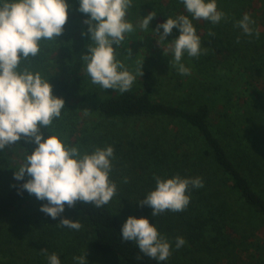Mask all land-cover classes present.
Segmentation results:
<instances>
[{
    "label": "trees",
    "instance_id": "16d2710c",
    "mask_svg": "<svg viewBox=\"0 0 264 264\" xmlns=\"http://www.w3.org/2000/svg\"><path fill=\"white\" fill-rule=\"evenodd\" d=\"M66 2L68 20L62 35L41 40L39 53L22 59V71L46 74L50 80L47 67L52 66L56 52L74 48L83 53L92 44L84 22L88 16L78 11L79 0ZM216 3L217 10L225 13L218 24L193 19L181 0H132L125 19L134 30L125 36L137 40L148 33L153 41L147 46L154 48L142 67L141 90H117L99 97L92 105L98 123L89 121L75 141L80 155L113 147L109 179L117 186L116 195L102 207L82 202L72 208L65 205L54 220L40 211L47 201L23 189L27 176L12 179L9 188L0 192V264H49L52 253L61 264H78L73 258L84 254L87 264H264L257 234L264 231V0ZM150 13L155 15L149 27L142 29L140 23ZM245 14L255 21L249 25L252 35L236 26ZM179 15L189 17L201 40L200 55L185 53L180 61L190 69L189 75L177 71L171 53L163 54L162 41L154 31L158 24ZM179 34L173 28L163 43ZM113 47L116 59L122 51L130 52L122 42ZM168 63L166 76L159 69ZM55 77L50 81L53 95L63 98L61 114H67L57 119L59 128L70 131L74 124L68 121L69 115L76 108L69 102L72 89ZM163 82L183 93L173 94L174 99L152 97ZM40 132L44 138H60L59 129L54 131L51 125ZM63 143L74 147L67 140ZM35 147L22 137L11 145V152L20 153L25 163ZM177 175L203 182L199 188L189 185L190 203L184 211L153 217L149 206L139 205L155 190L157 177ZM129 216L147 218L170 242L167 260L147 257L134 241L122 240L121 228ZM61 218L78 220L82 227L78 231L62 227ZM177 237L186 241L179 249ZM259 249L261 253L255 255ZM254 256L260 260L251 261Z\"/></svg>",
    "mask_w": 264,
    "mask_h": 264
},
{
    "label": "clouds",
    "instance_id": "9594fccd",
    "mask_svg": "<svg viewBox=\"0 0 264 264\" xmlns=\"http://www.w3.org/2000/svg\"><path fill=\"white\" fill-rule=\"evenodd\" d=\"M181 2L195 20L218 24L225 18V13L217 10L216 0ZM131 3L132 0H79L78 11L88 16L84 22L89 26L92 40L88 53L81 58L84 71L93 84L105 90L125 92L135 80V75L116 59L113 47L134 30L133 24L125 19ZM68 8L66 0H4L0 4V149L17 143L22 137L36 145L25 163L15 171L14 178L28 177L23 189L38 200H46L40 211L54 220L65 211V205L72 208L82 202L102 207L117 192L116 184L109 179L113 147L96 148L91 154L80 155L76 147H67L56 135L44 138L40 128L50 126L53 119L61 116L65 101L53 95L52 85L39 73L17 71L22 59L39 53L41 40H54L62 35ZM154 15L150 13L144 17L140 27L147 29ZM253 23L255 21L245 14L236 26L252 35L249 25ZM173 28L179 29L180 34L163 48V54L171 53L177 71L189 75L190 69L180 61L185 53L190 57L200 55V37L186 15L169 17L154 31L159 34L160 41H164ZM256 36L259 37L258 31ZM137 74L143 76L142 66ZM189 185L199 188L203 187V182L198 177H157L155 190L138 203L141 207L149 206L153 217L165 211L182 212L190 203ZM59 225L77 231L82 227L78 220L68 218H61ZM121 237L123 241H134L140 252L152 259L165 261L171 255L170 242L147 218L129 216L121 228ZM185 243L183 237H177L175 247L179 249ZM73 259L78 264H87L85 254ZM140 259L138 256L137 260ZM48 261L61 264L55 253L48 256Z\"/></svg>",
    "mask_w": 264,
    "mask_h": 264
},
{
    "label": "rangeland",
    "instance_id": "374dc122",
    "mask_svg": "<svg viewBox=\"0 0 264 264\" xmlns=\"http://www.w3.org/2000/svg\"><path fill=\"white\" fill-rule=\"evenodd\" d=\"M153 33H154L153 37L157 36L155 32ZM147 35L148 33L142 35V37L137 40H133L130 35L129 36L126 35L122 43L127 47V49H129L130 52L129 54L124 55V51H122L119 55H117V60L122 62L125 65V68H127L128 71H130L133 75H135L134 83L132 84L130 89L136 91L141 90V75L137 74V69L141 68V66L143 67L144 65L148 64L147 62L150 59L149 57L150 53L152 54L154 53V48H149L147 46L148 42L152 40L151 36L149 35L147 36ZM169 43L171 42L163 43L162 41L161 49L164 51L163 48L166 49ZM88 51L89 48H87L86 52L83 53L78 52L77 49L72 48V50L69 52H63L62 50H60L59 53L56 52L55 57H53L50 60L52 62V66L47 67L48 73L49 72L51 73L50 80L47 79L46 74L41 76L42 79L48 80L49 83L51 84L50 81L54 80V76L57 75L55 79L63 80L68 86V89L70 88L72 89L73 98L70 99L69 102L74 103L76 105V108L74 113L69 115L71 121L70 120L68 121L74 124L73 129L70 131L69 130L64 131L61 128H59V124L61 120H57V119H61V116L65 118L67 116L65 112H62L59 118L53 119L51 128L54 131L55 130L57 131V129H59L60 139L63 142L67 140L68 142L74 144V147L76 148L78 146L75 143V141L81 137L83 127L91 122H95V125L98 123L97 120L98 118L94 112V109L92 108V105L102 95L114 93L118 90V89L105 90L101 88L99 85L93 84L91 82V78L84 71V66L81 59L83 55L88 53ZM173 58L172 60L174 61ZM22 66H25V63L24 61L21 60L17 71L22 72L21 70ZM170 68H171V63H168L166 67L163 66L159 70L165 71L167 76L170 73ZM170 89L172 88L166 85L165 82H163V84L160 85L158 89L152 93V97L159 100L174 99L176 97L174 95L180 96L183 93L182 89L179 92H177L178 90L172 91ZM89 107L92 110H90ZM128 123L132 125L134 121H129ZM22 164L23 161L21 158V154L16 151L15 153H12L11 145L6 146L4 149H0V192L1 193L9 188L12 179H15L14 178L15 171H18ZM257 234L259 235L258 246L259 248L262 247L263 249L264 231H259ZM262 249L255 251L254 252L255 255H259ZM257 260H260V258H258V256H254V258H252L251 261L257 262Z\"/></svg>",
    "mask_w": 264,
    "mask_h": 264
}]
</instances>
